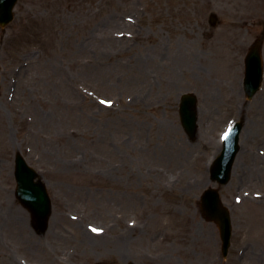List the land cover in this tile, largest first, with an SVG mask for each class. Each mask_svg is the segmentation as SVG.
Segmentation results:
<instances>
[{
	"label": "rangeland",
	"instance_id": "1",
	"mask_svg": "<svg viewBox=\"0 0 264 264\" xmlns=\"http://www.w3.org/2000/svg\"><path fill=\"white\" fill-rule=\"evenodd\" d=\"M13 13L0 29V264H264V91L242 88L264 0H18ZM261 53L264 70V40ZM241 120L230 181L213 185L220 136ZM16 154L46 186L44 232L15 199ZM210 187L231 215L226 259L200 214Z\"/></svg>",
	"mask_w": 264,
	"mask_h": 264
},
{
	"label": "water",
	"instance_id": "2",
	"mask_svg": "<svg viewBox=\"0 0 264 264\" xmlns=\"http://www.w3.org/2000/svg\"><path fill=\"white\" fill-rule=\"evenodd\" d=\"M17 0H0V27H5L13 19L12 9ZM214 25L215 17H210ZM262 78L261 58L257 50H251L245 61L244 86L247 95L252 96ZM179 116L187 136L193 140L196 134V98L192 94H184L180 99ZM242 124H235L226 136L222 153L216 159L211 169V179L220 184L228 181L230 170L238 151V135ZM14 178L16 182L15 197L19 204L26 209L37 232L47 229L51 215V204L44 184L36 172L29 167L20 154L14 160ZM201 208L205 219L216 223L222 243V255L225 257L230 246L231 222L225 208L222 207L217 192L208 190L202 196Z\"/></svg>",
	"mask_w": 264,
	"mask_h": 264
},
{
	"label": "flooded vegetation",
	"instance_id": "3",
	"mask_svg": "<svg viewBox=\"0 0 264 264\" xmlns=\"http://www.w3.org/2000/svg\"><path fill=\"white\" fill-rule=\"evenodd\" d=\"M261 34H262V35H264V29H263V31L260 33V35H259L258 37H256V39H255V40H259V39H260V36H261Z\"/></svg>",
	"mask_w": 264,
	"mask_h": 264
},
{
	"label": "snow or ice",
	"instance_id": "4",
	"mask_svg": "<svg viewBox=\"0 0 264 264\" xmlns=\"http://www.w3.org/2000/svg\"><path fill=\"white\" fill-rule=\"evenodd\" d=\"M93 231H95V229H93Z\"/></svg>",
	"mask_w": 264,
	"mask_h": 264
},
{
	"label": "bare ground",
	"instance_id": "5",
	"mask_svg": "<svg viewBox=\"0 0 264 264\" xmlns=\"http://www.w3.org/2000/svg\"><path fill=\"white\" fill-rule=\"evenodd\" d=\"M263 91H264V88H263Z\"/></svg>",
	"mask_w": 264,
	"mask_h": 264
}]
</instances>
